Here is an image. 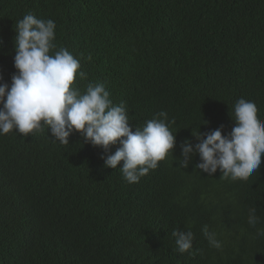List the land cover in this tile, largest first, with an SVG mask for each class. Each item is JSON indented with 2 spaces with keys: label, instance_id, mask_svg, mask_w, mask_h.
Returning a JSON list of instances; mask_svg holds the SVG:
<instances>
[{
  "label": "trees",
  "instance_id": "16d2710c",
  "mask_svg": "<svg viewBox=\"0 0 264 264\" xmlns=\"http://www.w3.org/2000/svg\"><path fill=\"white\" fill-rule=\"evenodd\" d=\"M29 13L55 22L50 54L65 47L81 60L87 79L77 74L75 87L102 82L133 131L166 111L176 144L128 183L120 165L105 167L118 143L105 152L74 132L62 145L47 126L0 135V264H264V154L247 181L208 176L198 154L187 167L177 159L185 139L198 142L193 131L230 132L240 98L264 121V0H0L9 84L16 22ZM176 229L194 233L188 252L176 250Z\"/></svg>",
  "mask_w": 264,
  "mask_h": 264
},
{
  "label": "clouds",
  "instance_id": "9594fccd",
  "mask_svg": "<svg viewBox=\"0 0 264 264\" xmlns=\"http://www.w3.org/2000/svg\"><path fill=\"white\" fill-rule=\"evenodd\" d=\"M56 24L52 19L37 18L29 13L16 22L14 68L11 83L0 74V135L13 130L28 136L47 129L54 142L69 145V136L79 132L84 142L102 147L119 144L114 153L104 158L105 167L119 169L128 183H138L150 170H155L166 159L176 144L166 111L154 114L142 127L133 131L129 123L126 102L114 105L110 93L102 82H89L84 91L74 86L77 74L87 79L81 70V60L65 47L56 49ZM2 45V41H0ZM82 58V57H81ZM91 60V56L87 58ZM253 101L240 98L234 105V127L223 134V125L208 132H194L198 141L193 145L185 139L181 147L179 164L187 167L191 155L198 154L196 169L208 176L219 171L225 180L256 178L261 156L264 154V121L258 118ZM207 123V122H206ZM121 161H123L121 165ZM249 225L255 227L259 217L249 209ZM209 245L222 247L217 234L202 228ZM256 237L264 235L257 229ZM259 234V235H258ZM176 250L188 252L193 247L194 233L176 229Z\"/></svg>",
  "mask_w": 264,
  "mask_h": 264
}]
</instances>
